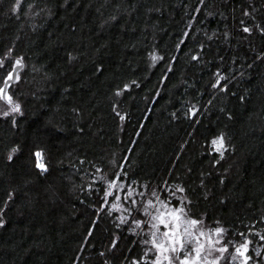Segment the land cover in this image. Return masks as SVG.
I'll return each mask as SVG.
<instances>
[{"label":"trees","instance_id":"16d2710c","mask_svg":"<svg viewBox=\"0 0 264 264\" xmlns=\"http://www.w3.org/2000/svg\"><path fill=\"white\" fill-rule=\"evenodd\" d=\"M17 61L0 264H153L149 201L264 264V0H0Z\"/></svg>","mask_w":264,"mask_h":264},{"label":"snow or ice","instance_id":"6c2138e0","mask_svg":"<svg viewBox=\"0 0 264 264\" xmlns=\"http://www.w3.org/2000/svg\"><path fill=\"white\" fill-rule=\"evenodd\" d=\"M17 3H19V0H17ZM244 31L248 32L249 29L245 28ZM16 64L20 66L21 62L17 61ZM12 79L13 77L9 75L8 80ZM3 92H5V89H0V93ZM8 99L11 101L10 97ZM19 110V105H15L12 108L13 112H19ZM213 143L217 144L219 148L223 147L222 138ZM35 155L38 159L37 167L44 169V164L40 162L41 153L37 152ZM9 158L11 159V157ZM179 191H183V189H179ZM148 207L155 208V214L147 213V209H145L146 214L151 215V227L155 229L152 232L153 239L151 241L152 247L156 252L153 264H165V262L167 264H209L208 256L214 251L223 254L228 250L226 246L216 248L215 245L220 241L219 239H213V236L220 237L224 229H216L211 235L203 231H199L197 234L200 222L195 219H188L182 207L170 208L164 201H160L159 207L149 201ZM161 226L164 227L165 231H160ZM247 251V243L240 245V247L236 248V255H233L232 259L236 260L237 256L244 257L242 264H247V261L251 259L245 255ZM180 253H183L182 257ZM211 264H219V258H215Z\"/></svg>","mask_w":264,"mask_h":264},{"label":"rangeland","instance_id":"374dc122","mask_svg":"<svg viewBox=\"0 0 264 264\" xmlns=\"http://www.w3.org/2000/svg\"><path fill=\"white\" fill-rule=\"evenodd\" d=\"M10 75H11V73H10ZM11 93L12 92H8L7 93V95L8 96H11ZM187 217V216H186ZM188 218V217H187ZM189 219V218H188ZM155 231V230H154ZM160 231L161 232H163V231H165V229H164V227L163 226H161V228H160ZM199 231H203V232H205L206 234H208L207 232H206V230H205V228H204V226L203 225H198V229H197V234H198V232ZM209 235V234H208ZM213 239L215 240V239H219V243L218 244H216L215 245V247L216 248H220V247H223V246H226L227 247V251L226 252H224L223 254H221L220 252H218V251H214L210 256H208V261H209V264H211V262L215 259V258H219V264H242V262H243V260H244V257H240V256H237V259L236 260H233L232 259V256L233 255H236V248H238V247H240V246H238V247H236V248H233V249H230V247L227 245V244H225V242H224V240H223V238L220 236V237H213ZM205 243H206V241H205ZM247 244H248V251L245 253V255L247 256V257H250L251 259H249L248 261H247V264H259L258 263V261H257V259L255 258V257H252V255L250 254V252H249V243L247 242ZM180 255H181V257L183 256V253H180Z\"/></svg>","mask_w":264,"mask_h":264},{"label":"water","instance_id":"95a60500","mask_svg":"<svg viewBox=\"0 0 264 264\" xmlns=\"http://www.w3.org/2000/svg\"><path fill=\"white\" fill-rule=\"evenodd\" d=\"M23 66H24V63H23V62H21L20 66H17V65H16V66L14 67V70H13L12 75H11V76L13 77V79H12V80H8V79H7V80L5 81V85H4L5 92H3L4 97H6V94H7V90H8L9 84L17 79V77H18V73H19V70H20Z\"/></svg>","mask_w":264,"mask_h":264}]
</instances>
